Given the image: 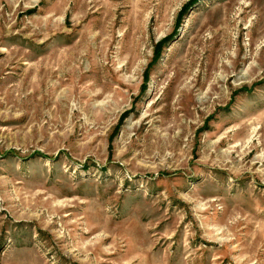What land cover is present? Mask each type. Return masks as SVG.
<instances>
[{
  "label": "rangeland",
  "instance_id": "374dc122",
  "mask_svg": "<svg viewBox=\"0 0 264 264\" xmlns=\"http://www.w3.org/2000/svg\"><path fill=\"white\" fill-rule=\"evenodd\" d=\"M0 264H264V0H0Z\"/></svg>",
  "mask_w": 264,
  "mask_h": 264
},
{
  "label": "bare ground",
  "instance_id": "6f19581e",
  "mask_svg": "<svg viewBox=\"0 0 264 264\" xmlns=\"http://www.w3.org/2000/svg\"><path fill=\"white\" fill-rule=\"evenodd\" d=\"M77 56V50L76 48H73L71 49V51L69 50L68 54H67V57L64 59L63 63H59L57 64L58 65V71L56 69H52V67H47V66H44L42 71L44 72H41L43 74V83H44V77L45 76H48V75H51L53 74L54 72H64L65 76L69 79L73 74V72L76 70V67L74 66V64L72 63L73 61H75V58ZM77 60V59H76ZM79 61V60H78ZM76 62V61H75ZM194 62V61H193ZM77 64V63H76ZM191 64V63H190ZM191 66V65H190ZM42 77V75H41ZM49 77V76H48ZM73 77V76H72ZM59 83H61L60 81H58ZM73 82V81H72ZM58 84L57 83H52L49 88L50 90H53L55 87H57ZM185 86V85H184ZM185 92H187L188 94L190 93V89L189 87L187 86V90L184 89ZM181 92V91H180ZM179 92V93H180ZM187 95V94H186Z\"/></svg>",
  "mask_w": 264,
  "mask_h": 264
}]
</instances>
